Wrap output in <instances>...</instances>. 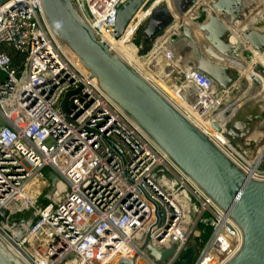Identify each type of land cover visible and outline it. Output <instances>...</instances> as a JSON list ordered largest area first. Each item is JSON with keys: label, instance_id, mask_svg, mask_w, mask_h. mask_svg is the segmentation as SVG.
<instances>
[{"label": "built area", "instance_id": "obj_1", "mask_svg": "<svg viewBox=\"0 0 264 264\" xmlns=\"http://www.w3.org/2000/svg\"><path fill=\"white\" fill-rule=\"evenodd\" d=\"M71 1L105 43L115 38L129 0ZM67 49L42 0H0V240L25 264H176L209 229L211 240L202 252L197 247L192 264L231 262L243 246L241 230ZM180 75V88L194 85L201 93L194 98L184 90L185 101L205 116L200 106L211 80L199 70ZM80 89L63 111L66 95ZM210 140L236 160L226 144ZM150 248L173 254L158 263Z\"/></svg>", "mask_w": 264, "mask_h": 264}, {"label": "water", "instance_id": "obj_2", "mask_svg": "<svg viewBox=\"0 0 264 264\" xmlns=\"http://www.w3.org/2000/svg\"><path fill=\"white\" fill-rule=\"evenodd\" d=\"M148 1L129 0L121 7L115 31L116 40L123 37L137 15L146 8ZM245 1H210L215 12L224 16L232 28L220 21L216 13L210 15L208 8L206 10L209 18L207 16L204 21L197 23L187 21L182 25L179 35H175L174 41L179 50L190 47L192 54L199 61L204 57L202 53L208 55L206 65L210 69L203 68L199 71L217 84L219 94L221 91L226 94L227 90L232 91L235 86L236 80L226 73L236 65L230 66V61L224 55L215 54L214 49L221 51V54L231 49L232 43H225V39L229 35L232 36L233 29H236V25L244 18V15H239ZM197 2L198 0H185L174 15L167 16L162 10H152L149 24L142 36L141 49L153 43L160 32H167L169 27L175 26L180 18L193 10ZM42 4L49 26L58 41L80 59L82 66L90 72L91 78L98 80L100 87L112 101L228 214L241 230L243 246L228 264H264V181H256L243 173L208 136L186 119L121 57L112 53L108 45L100 42L71 0H42ZM163 17L164 19H161ZM238 33L250 42L255 50L264 53V31L240 27ZM172 58L167 60H174V54ZM238 69L241 70L239 67ZM165 70L173 74L179 72L171 64H168ZM169 74L171 73H167ZM249 89L250 92L244 89L238 93L230 108L251 102L253 90L252 87ZM80 92L81 89L66 95L62 104L63 111L67 109L70 99ZM234 102L238 105H234ZM214 128L220 130L218 126ZM54 177H51L52 181L55 180ZM149 252L159 263L173 254V251L158 254L151 248ZM193 261L194 257L185 256L178 262L192 264ZM0 264L25 263L13 255L0 240ZM119 264L134 262L121 261Z\"/></svg>", "mask_w": 264, "mask_h": 264}, {"label": "rangeland", "instance_id": "obj_3", "mask_svg": "<svg viewBox=\"0 0 264 264\" xmlns=\"http://www.w3.org/2000/svg\"><path fill=\"white\" fill-rule=\"evenodd\" d=\"M4 1L2 0V2ZM184 1L158 0L151 8L144 10L136 18L122 41L125 42V47L129 52L140 63L145 64L144 67L138 64L135 67L138 66L137 68L145 75L144 77L146 79L153 82L156 88L161 87L163 89L162 91H165L164 94L166 96L172 99L174 103L178 102L180 108L184 112H188L203 128L211 127V123L216 121L223 129V134L217 136L215 140L226 144L232 154L240 159V164L244 167H248L249 165L255 166L261 160L258 171L264 177V142L261 137L264 135V53L255 50L254 46L243 39L238 33V28L240 27L242 29L243 27L258 28L264 31V3L260 5L255 3L258 0H250L253 8L251 9L250 7V11L248 10L247 14L244 13V7H242L239 16L244 15V18L240 24L238 22V24L236 23L237 28L233 29L232 36L229 35L225 39V43L231 42L233 44L234 42L239 44V46L236 45L235 47L232 45L231 58L227 59L230 61L228 63L230 66L233 64L236 65L235 68H230L226 73L231 79L236 80L235 86L232 87V91L227 90L226 94H223L221 91L222 93L220 92L219 94L218 86L214 84L208 94L209 97L212 95L211 102H206L204 106H201L205 112V116H202L197 113V109L195 110L192 102L185 101V96L181 94L185 90V92L193 95L194 98H198L201 96V93L194 88V85L180 88L176 79H181L180 73L201 70L200 66H203L202 69L204 68V70H209V66L206 65V62L203 63L200 61L201 63H199V59L192 54L193 50L189 49V52L182 54L184 51L177 48L174 40H176L175 35H179L182 25L187 21H191L190 19L199 17V12L201 13L200 19L202 20L206 19L205 9L209 8L210 15L216 13L212 3H210L211 0H202L192 12L184 16V19L181 20L177 27L167 32H160L154 38L153 43H149L147 47L141 49L142 36L146 29L145 23H147V19L152 10L156 12L162 10L167 16L174 15V13L177 14V9H179ZM203 6L205 9L199 10ZM216 15L220 21L225 23L229 28H232V25L224 16L219 15V13H216ZM164 17L167 18L166 16ZM164 17L161 19H164ZM229 39L230 41H228ZM160 40L162 41L161 44L158 42ZM173 54L175 59L168 61L167 58H172ZM168 64H171L179 72L175 75L171 71L167 72L165 69ZM167 73L171 74L167 75ZM249 87H252L253 90L252 101L244 105L242 103L241 106L233 109L230 108L234 97L239 95L244 89L249 91ZM257 89L262 90L263 94H260ZM234 105H238V103L234 102ZM226 115L230 116V118H227ZM58 188L62 189L61 186H58ZM45 199V197H41L40 200L41 202H46ZM19 217H23V215ZM28 217L29 214H25L24 218ZM211 235L212 232L208 229L206 230V234L201 236V239L198 241L199 246H197L199 252H202L208 245L211 240ZM194 242L196 244L195 240Z\"/></svg>", "mask_w": 264, "mask_h": 264}, {"label": "bare ground", "instance_id": "obj_4", "mask_svg": "<svg viewBox=\"0 0 264 264\" xmlns=\"http://www.w3.org/2000/svg\"><path fill=\"white\" fill-rule=\"evenodd\" d=\"M158 0H149L148 2H147V4H146V8H144L138 15H137V17L144 11V10H147V9H149V8H151L152 7V5H154L156 2H157ZM255 3H258V4H262V3H264V2H262V0H258L257 2H255ZM249 4V3H248ZM251 4V3H250ZM243 10H244V13L245 14H247V12H248V10H249V6H246V7H244L243 8ZM136 17V18H137ZM136 18L134 19V21L136 20ZM181 19V18H180ZM180 19L178 20V21H180ZM133 21V22H134ZM133 22L131 23V25L133 24ZM131 25H130V27H131ZM249 26V25H248ZM129 27V28H130ZM174 26H172V27H170V28H173ZM51 28V27H50ZM129 28H128V30H129ZM128 30L125 32V34L123 35V37L120 39V40H116L115 38H110V39H105L104 40V42H105V44L106 45H108V47L110 48V50H111V52L112 53H114V54H116V55H118L119 57H121L128 65H130L131 67H134V68H136L140 73H141V75H142V77L144 78V79H146L144 76L145 75H143L142 74V72L137 68V67H135V65L136 64H138V65H140L141 67H144L145 66V64H142V63H140V61H138V59L137 58H135L130 52H129V50L125 47V42H123L122 40H124V38L126 37V35H127V33H128ZM115 37H116V34H115ZM158 42H160V44H161V40L160 41H158ZM66 46V45H65ZM68 50V49H67ZM70 53H71V55L77 60V61H79V63L81 64V62H80V59L72 52V51H70V49L68 50ZM246 66V65H245ZM140 67V68H141ZM86 69V68H85ZM87 70V69H86ZM88 71V70H87ZM143 71V70H142ZM89 72V71H88ZM90 73V72H89ZM148 80V79H147ZM98 81V80H97ZM100 86V85H99ZM101 88V87H100ZM101 90H102V88H101ZM103 91V90H102ZM257 91L260 93V94H263V91L262 90H259V89H257ZM104 92V91H103ZM105 93V92H104ZM106 94V93H105ZM106 96H108L107 94H106ZM109 97V96H108ZM110 98V97H109ZM111 99V98H110ZM112 100V99H111ZM211 100H212V95H211V97H209V99H208V101L207 102H211ZM201 107V106H200ZM196 110V109H195ZM185 114L186 115H188L191 119H192V121L194 122V125L195 126H197L202 132H205L211 139H213V141H216L215 140V138L217 137V136H219L220 134H223V129L218 125V123L216 122V121H213L212 123H211V127H207V128H203L197 121H195V119L193 118V117H191V115H189V113L188 112H185ZM128 117V116H127ZM129 118V117H128ZM130 119V118H129ZM223 123V122H222ZM135 124V123H134ZM136 125V124H135ZM137 126V125H136ZM214 126H218L219 128H220V130L219 131H217L215 128H214ZM222 126V125H221ZM138 127V126H137ZM139 128V127H138ZM140 129V128H139ZM141 130V129H140ZM259 130V129H258ZM262 137V141L264 142V135H262L261 136ZM217 142V141H216ZM222 143V142H221ZM165 153V152H164ZM166 154V153H165ZM227 157H230V159H232L233 161H234V163H236L240 168H241V170H242V172L243 173H245L246 175H248V176H250L251 178H253L254 177V179L256 180V181H264V179H259L258 180V178L256 177L257 175H258V173L257 172H259L258 171V167H259V165H260V163H261V160L257 163V165L255 164V166H252V165H249L248 167H244L243 165H240V164H238L237 162V158H236V160H235V158H232L230 155H228V154H226V153H224ZM167 155V154H166ZM168 156V155H167ZM169 157V156H168ZM262 157H263V155H262ZM231 160V161H232ZM172 161V160H171ZM173 162V161H172ZM177 166V165H176ZM178 167V166H177ZM179 168V167H178ZM180 169V168H179ZM180 171L183 173V174H185L181 169H180ZM257 173V174H256ZM186 175V174H185ZM187 176V175H186ZM188 177V176H187ZM189 179H190V181H192V183H194L198 188H200L190 177H188ZM54 181H55V183H56V185H58V186H61L62 187V189L60 188V190L61 191H64L65 189H66V186H65V184L63 183V181H61L58 177H54ZM201 189V188H200ZM202 190V189H201ZM203 191V190H202ZM182 200H183V202H184V199H183V197H182ZM185 203V202H184ZM186 204V203H185ZM34 205V204H33ZM186 208H187V210H190V211H192L193 209H192V206H188V205H186ZM234 224H235V222H234ZM236 225V224H235ZM237 226V225H236ZM238 227V226H237ZM192 244L189 246V248L187 247L185 250H184V252H182L181 254H180V256H179V260L181 259V258H184L185 256L187 257V256H189V257H194L195 255H196V251H197V247H196V244H195V242H194V240H192ZM156 253H158V254H160V253H162V252H158L157 250H154ZM232 257V256H231ZM166 260V259H165ZM164 260V261H165ZM178 260V261H179ZM163 262V261H162ZM159 263V262H158ZM140 264H144L143 262H141ZM176 264H180L179 262H177ZM205 264H207V262L205 263Z\"/></svg>", "mask_w": 264, "mask_h": 264}, {"label": "crops", "instance_id": "obj_5", "mask_svg": "<svg viewBox=\"0 0 264 264\" xmlns=\"http://www.w3.org/2000/svg\"><path fill=\"white\" fill-rule=\"evenodd\" d=\"M201 1H202V0H199V1L197 2V5H198ZM248 3H249V4L251 3V4L248 5ZM244 4H245L244 7L249 6V8H250V7H251V9L253 8V7H252L253 4H252V2H251L250 0H246V1L244 2ZM197 5H196V6H197ZM254 5H255V4H254ZM196 6H195V7H196ZM195 7H194V8H195ZM194 8H193V10H194ZM202 9H205L204 6H203L201 9H199V10H202ZM193 10H192V11H193ZM192 11H191V12H192ZM205 11H206V9H205ZM249 11H250V10H249ZM151 13H152V12H151ZM205 13H206V17H205V18H207V16L209 15V13H208L207 11H206ZM200 14H201V13L199 12V17H196V18H194V19H190V20H191L193 23H194V22L197 23V22H202V21H204L205 19H204V20L200 19V16H201ZM150 15H151V14H150ZM148 19H149V17H148ZM148 19H147V20H148ZM182 19H184V17H182V18L180 19V21H177L176 25H175L173 28H168L167 31H170V30L174 29L175 27H177L178 24L181 22ZM148 24H149V20L147 21V23H145V25L147 26ZM146 26H145V27H146ZM230 36H231V35H230ZM228 41H230V39H229ZM237 44H238V43H234V42H233V44H231V45H234V47H235ZM231 48H232V46H231ZM189 49L191 50L190 47H186V49L182 50V51H184V52H182V54H184L185 52H189ZM220 52H221V51H219L218 49H214V53H215V54H217V55H224V56L226 57V59L231 58V57H230V55H231V53H232V52H231V49L228 50L227 52H225L224 54H221ZM202 55H204V57H201L200 61H202L203 63H205V62L207 61L206 58H207L208 55H206V54H204V53H202ZM205 56H206V57H205ZM200 61H199V63H201ZM207 63H208V62H207ZM202 67H203V66H200L201 69H202ZM231 68H233V67H231ZM209 69H210V68H209ZM198 70H199V69H198ZM175 74H176V73H175ZM175 74H174V75H175ZM210 80H211V79H210ZM211 82H212L213 85L215 84L212 80H211Z\"/></svg>", "mask_w": 264, "mask_h": 264}]
</instances>
